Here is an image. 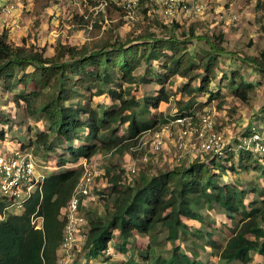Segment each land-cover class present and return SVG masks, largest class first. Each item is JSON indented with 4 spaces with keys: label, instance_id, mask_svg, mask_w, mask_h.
<instances>
[{
    "label": "trees",
    "instance_id": "obj_1",
    "mask_svg": "<svg viewBox=\"0 0 264 264\" xmlns=\"http://www.w3.org/2000/svg\"><path fill=\"white\" fill-rule=\"evenodd\" d=\"M52 1L34 0V13H40ZM104 3L109 13L121 11L114 0ZM141 26L139 33L130 32L121 41L105 38L81 46L58 43L51 57L37 48L15 45L10 42L7 30L0 32L2 89L11 93L20 89L14 102L22 103L30 117L47 122V128L35 135L29 147L34 151L42 148L46 153L56 150L62 158L58 172L43 179L41 190L25 202L22 213L6 212L7 204L0 200V264H58L57 252L65 225L62 212L84 172L83 168L74 167V163L91 160L99 152L129 148L141 133L166 123L167 118L158 114L154 121L143 122L140 114L169 100L166 84H171L174 77L184 80L178 90L182 98L177 102L175 117L193 114L190 109L202 96L207 97V103L214 100L219 105L223 103L220 89L213 90L211 85L218 78L220 59L224 56L236 57L264 77V52L260 56H237L223 46L222 34L216 38L199 34L197 30L203 26L200 23H192L180 33L179 24H162L159 35L151 31V26ZM194 42H203L206 47L198 59L190 51ZM156 62L161 72L152 70ZM143 67L146 70L139 80L154 81L160 88L156 96H144L142 105L124 84L127 87L136 84L135 73ZM225 79L226 76H221L220 83ZM230 79L231 84L237 85L234 96L247 102L255 85L246 82L240 70H234ZM104 96L114 103L105 106L89 103ZM82 97L87 98L86 102L80 101ZM184 97H188L185 104ZM138 108L140 113L134 111ZM125 124L132 144L118 139ZM4 137L2 129L0 139ZM230 148L224 156L206 155L189 165L159 170L150 178H137L129 184H122L121 176L110 177L111 191L108 194L103 190L104 195H100L107 197L109 206L102 219L89 220L82 252L90 260L100 257L118 235L122 241L119 249L127 248L129 252L133 247L126 264L140 263L133 259L135 253L148 264H212L181 251L186 231L194 230L196 234L202 231V239L218 251L225 264H251L254 254L264 261V198L260 204L254 198L245 202L246 190L222 180L229 173L237 174L236 169L248 173L262 165L250 152ZM257 191L256 186L251 189L253 195ZM204 207L218 211L231 223H239L223 246L213 240L208 229H202V225L195 227L193 223L200 221L198 211ZM33 216L43 218L42 230L33 226ZM223 223L228 225L226 221ZM226 230L230 232L227 226ZM158 233H164L168 242L178 243L168 258L157 255L153 247Z\"/></svg>",
    "mask_w": 264,
    "mask_h": 264
},
{
    "label": "rangeland",
    "instance_id": "obj_2",
    "mask_svg": "<svg viewBox=\"0 0 264 264\" xmlns=\"http://www.w3.org/2000/svg\"><path fill=\"white\" fill-rule=\"evenodd\" d=\"M11 0H6V2ZM126 0H114L116 6L121 9L110 12L107 10L104 0H54L50 5L40 13H34V0H23L24 8L21 11H15L13 17L3 21L0 24V31L7 30L9 40L15 45L37 48L43 51L45 56L51 57L55 53L58 43L71 46H81L85 43L91 45L105 38L112 41H121L133 31L140 32L141 25L151 26V31L160 34L162 24L177 23L181 26L178 33L187 30L192 23H200L203 26L198 28L199 34H207L211 38H216L222 34L224 37L223 46L229 52H234L237 56H260L264 52V0H184L182 5L190 6L189 3L204 6L205 11L200 13H185L182 7L173 16L164 14L163 0H143L136 10V18L132 20L126 16L122 4ZM1 4V3H0ZM33 5V8L31 9ZM3 5H0V10ZM1 17V16H0ZM236 17V18H235ZM2 19V18H1ZM16 23H15V22ZM18 28L15 30V25ZM206 49L203 42H194L190 47L191 53L198 59ZM159 64L153 63L152 70L154 73L161 72ZM146 67L136 71L138 81L131 87L124 84V88H130L131 95L141 103L144 96H156L160 86L156 82L142 83L139 79L143 77ZM234 70H240L246 82L255 85L254 93L249 95L248 101L243 103L238 100L233 93L237 85L231 84V73ZM226 79L220 83L221 76ZM184 80L174 77L171 84H166L169 91V100L161 102L157 109L148 108L149 110L140 114L143 122L154 121L157 115L167 118V122L157 124L154 131L163 132L168 126V132H164L165 147L160 152H153L151 149L152 134L143 132L137 137L135 144L121 151L99 152L91 160H88L89 170L99 172L100 177L96 179V187L92 196L85 200L81 210L83 216L89 220L102 219L105 215L109 201L107 197L100 196L102 191L109 194L111 187H108L109 178L121 176L122 184L132 183L134 179L141 177L150 178L159 170H169L179 165H189L193 160L191 154H184L178 162L179 153L175 149V141L179 126L174 123L177 113V102L182 97L179 88ZM213 90L220 89L223 103L214 100L211 103L205 102L206 96L199 97L195 100L191 111L195 118L210 110L214 114L215 130L223 135L228 144L232 145L238 141L244 132H247L252 125H258L264 121V77L253 67L243 65L238 59L230 56H224L220 59L218 78L211 85ZM14 92H17L14 91ZM19 92V91H18ZM16 93L4 92L0 84V130H4L5 137L0 139L4 144V151L14 148H28L29 144L34 141L35 135L47 128V122L30 117L22 103H15L14 96ZM87 98L82 97L81 102H86ZM183 104L188 102V97H184ZM200 102V103H199ZM89 103H100L101 105H110L112 100L107 96L97 97ZM199 103V104H198ZM143 105V103H142ZM141 108L134 109L141 112ZM138 113V114H139ZM9 124L10 126H8ZM127 124L122 126L118 139L122 143L128 142L129 133L126 132ZM132 144V142H128ZM236 147V145H235ZM34 156L38 160L39 171L51 175L58 172V164L62 159L56 150L46 153L42 148H35ZM203 156H196L195 159ZM262 168L248 173L236 169V173H229L223 181H232L237 184L236 187L246 190L249 198H254L261 203L264 198V156L260 159ZM85 159L74 163V167L83 168ZM73 164V163H72ZM135 168L136 175L128 177V169ZM109 174V175H108ZM220 180V181H222ZM256 186L257 195H253L251 189ZM104 195V194H102ZM198 212L201 213L200 221L193 222L195 226L202 229H208L213 234L219 245H224L231 231L239 226V223H231L229 220L216 210L204 207ZM1 221V218H0ZM226 221L230 232H227ZM191 223V222H189ZM232 226V227H231ZM202 232V231H201ZM201 232H188L184 236V243L181 245V251L203 263L225 264L219 259L217 250L202 239ZM193 233V234H192ZM166 235L158 233L154 240V249L157 255H165L167 258L173 247L178 243H171L166 240ZM141 240L140 242H142ZM122 241L115 236V240L108 245L113 251L111 255H102L92 260L85 256V252L77 250L73 252L71 262L68 264H126L130 260L131 251H122L119 246ZM253 260H258L251 264H264L261 258L256 254ZM133 259L138 260L139 264H148L138 254L133 255ZM59 264V263H58ZM64 264V263H63ZM231 264H239L232 262Z\"/></svg>",
    "mask_w": 264,
    "mask_h": 264
},
{
    "label": "built area",
    "instance_id": "obj_3",
    "mask_svg": "<svg viewBox=\"0 0 264 264\" xmlns=\"http://www.w3.org/2000/svg\"><path fill=\"white\" fill-rule=\"evenodd\" d=\"M184 0H163L164 14L173 16L182 7L185 13H202L204 6L189 3V7L182 5ZM106 5V3H104ZM139 0H126L122 4L126 16L134 20ZM10 9L7 10L9 12ZM236 18V17H235ZM174 123L179 126L175 141L176 152L179 153L178 162L184 154H191V159L196 156H224L226 149L247 151L260 159L264 156V121L252 125L247 132L238 137L239 142L228 144L221 133L215 130L214 114L207 110L195 118V114L181 117L178 116ZM166 126L163 132L147 130L152 134L151 149L160 152L165 147L164 132H168ZM1 142V141H0ZM2 143V142H1ZM0 143V200L5 201L6 212L20 214L25 209V202L37 191L41 190L43 179L47 173L39 171L38 160L34 156V149L14 147L4 151V144ZM236 145V147H235ZM191 160V161H193ZM84 172L77 183L73 194L63 209L62 217L65 225L62 234V242L58 248V263L68 264L71 262L73 252L81 250L86 240V230L89 223L81 210L84 202L93 194L96 187V179L100 177L99 172H92L87 160L84 161ZM137 170L133 167L128 169V177L136 175ZM1 218V217H0ZM2 219V218H1ZM32 224L35 229H43V218L33 216ZM105 255L113 254L110 248L104 252Z\"/></svg>",
    "mask_w": 264,
    "mask_h": 264
},
{
    "label": "crops",
    "instance_id": "obj_4",
    "mask_svg": "<svg viewBox=\"0 0 264 264\" xmlns=\"http://www.w3.org/2000/svg\"><path fill=\"white\" fill-rule=\"evenodd\" d=\"M23 0H11V1H7L6 2V0H0V5H3V7H2V9L0 10V24H3V21H5V20H8V19H10V18H12L13 17V14H14V12L15 11H21L23 8H24V6H23V4H20L21 2H22ZM28 1V0H27ZM33 8V5H32V7H31V9ZM8 9H10V11L9 12H7V10ZM2 18V19H1ZM15 22V21H14ZM17 22V21H16ZM15 22V23H16ZM18 24H16L15 25V30H16V28H18ZM0 32H2V31H0ZM1 84V86H2V83H0ZM3 90V89H2ZM17 90V92H14L13 91V93H18V91H20V89H16ZM15 90V91H16ZM4 91V90H3ZM5 92V91H4ZM8 126H10L9 124H7ZM195 225V224H194ZM195 227H198V226H195ZM258 256V255H257ZM259 257V256H258ZM258 260H255V261H253V263H255V262H257ZM261 262H263V260H261Z\"/></svg>",
    "mask_w": 264,
    "mask_h": 264
}]
</instances>
